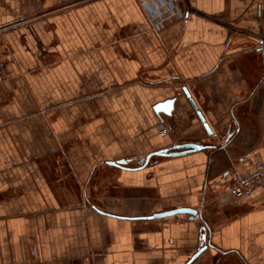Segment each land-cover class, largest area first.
I'll return each mask as SVG.
<instances>
[{"label": "crops", "instance_id": "1", "mask_svg": "<svg viewBox=\"0 0 264 264\" xmlns=\"http://www.w3.org/2000/svg\"><path fill=\"white\" fill-rule=\"evenodd\" d=\"M141 1L0 0V264H264V0Z\"/></svg>", "mask_w": 264, "mask_h": 264}, {"label": "built area", "instance_id": "2", "mask_svg": "<svg viewBox=\"0 0 264 264\" xmlns=\"http://www.w3.org/2000/svg\"><path fill=\"white\" fill-rule=\"evenodd\" d=\"M151 3L163 5V12L154 14L150 6ZM141 5L157 30H160L170 17H182L185 14L179 7L177 0H143ZM161 132L166 134L169 130L165 126H161ZM262 187H264V156L259 151L253 154V165L248 173L236 175L224 184L225 191L235 199L250 196L255 190Z\"/></svg>", "mask_w": 264, "mask_h": 264}, {"label": "water", "instance_id": "3", "mask_svg": "<svg viewBox=\"0 0 264 264\" xmlns=\"http://www.w3.org/2000/svg\"><path fill=\"white\" fill-rule=\"evenodd\" d=\"M183 90H184V92H185V94H186V96H187L192 108L194 109V111L196 112L197 116L199 117V119L203 123V126L205 127V129L207 130V132L209 134H212L211 127L208 124V122L206 121L203 113L199 109V106L196 103L195 99L192 97V95L187 90V88H184ZM158 109H161V106H158ZM204 148H205L204 145H201V144H198V143H195V142L177 144V145H175V146H173V147H171L169 149L160 150L158 152L150 154L147 157V161L149 160L151 155L180 156V155H185V154L191 153L193 151L203 150ZM128 163H129V160H126V159L110 162V164L117 165V166L127 165ZM180 213H187V214H190L192 217H195L198 214V211L196 209H192V208H177V209H174V210H171V211L157 213V214H155L154 216H152L150 218H162V217H168V216L177 215V214H180ZM207 248H208V243H206V233L203 232L201 234V237H200L198 250L191 256L190 260L186 264H192L193 262H195L196 259H198L199 256H201V254H203L207 250Z\"/></svg>", "mask_w": 264, "mask_h": 264}, {"label": "rangeland", "instance_id": "4", "mask_svg": "<svg viewBox=\"0 0 264 264\" xmlns=\"http://www.w3.org/2000/svg\"><path fill=\"white\" fill-rule=\"evenodd\" d=\"M80 188H81V184H77L78 200L76 201V204L77 205H84L85 206L86 205L85 202H84L85 199L83 200V196H82V193H81V189ZM94 189H95V186H94ZM108 202H109L108 200H105V201L103 200V201H100L99 204L100 205H103V206L104 205L106 206ZM88 206H89V204H88ZM88 206H85V207L87 208Z\"/></svg>", "mask_w": 264, "mask_h": 264}]
</instances>
